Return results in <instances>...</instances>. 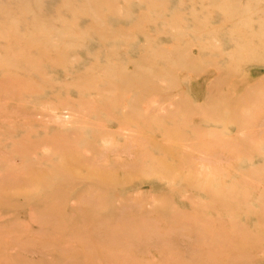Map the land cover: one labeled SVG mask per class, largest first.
Instances as JSON below:
<instances>
[{
  "label": "rangeland",
  "instance_id": "rangeland-1",
  "mask_svg": "<svg viewBox=\"0 0 264 264\" xmlns=\"http://www.w3.org/2000/svg\"><path fill=\"white\" fill-rule=\"evenodd\" d=\"M0 264H264V0H0Z\"/></svg>",
  "mask_w": 264,
  "mask_h": 264
},
{
  "label": "bare ground",
  "instance_id": "bare-ground-1",
  "mask_svg": "<svg viewBox=\"0 0 264 264\" xmlns=\"http://www.w3.org/2000/svg\"><path fill=\"white\" fill-rule=\"evenodd\" d=\"M233 2H234V1H233ZM235 11H236V10H235ZM243 17H244V16H243ZM63 36H64V35H63ZM55 40H56V39H55ZM58 40H59V39H58ZM59 41H60V40H59ZM152 101H153V100H152ZM154 102H156V100H155ZM157 103H158V101H157ZM148 104H149V102H148ZM148 104H147V105H148ZM149 105H151V104H149ZM155 105H156V104H155ZM155 105H154V106H155ZM151 107H152V106H151ZM170 107H171V106H170ZM217 117H218V116H217Z\"/></svg>",
  "mask_w": 264,
  "mask_h": 264
}]
</instances>
